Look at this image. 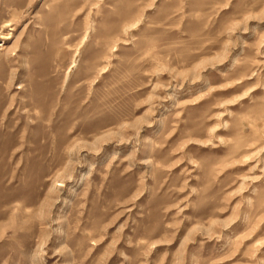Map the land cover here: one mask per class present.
I'll use <instances>...</instances> for the list:
<instances>
[{"label": "rangeland", "instance_id": "rangeland-1", "mask_svg": "<svg viewBox=\"0 0 264 264\" xmlns=\"http://www.w3.org/2000/svg\"><path fill=\"white\" fill-rule=\"evenodd\" d=\"M0 264H264V0H0Z\"/></svg>", "mask_w": 264, "mask_h": 264}, {"label": "bare ground", "instance_id": "bare-ground-1", "mask_svg": "<svg viewBox=\"0 0 264 264\" xmlns=\"http://www.w3.org/2000/svg\"><path fill=\"white\" fill-rule=\"evenodd\" d=\"M8 36V35H7Z\"/></svg>", "mask_w": 264, "mask_h": 264}]
</instances>
